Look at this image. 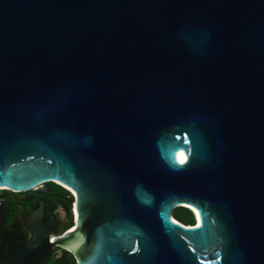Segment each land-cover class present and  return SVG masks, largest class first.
I'll return each instance as SVG.
<instances>
[{
  "label": "water",
  "instance_id": "95a60500",
  "mask_svg": "<svg viewBox=\"0 0 264 264\" xmlns=\"http://www.w3.org/2000/svg\"><path fill=\"white\" fill-rule=\"evenodd\" d=\"M47 184L33 264H264V0H0V190Z\"/></svg>",
  "mask_w": 264,
  "mask_h": 264
},
{
  "label": "flooded vegetation",
  "instance_id": "af4514ba",
  "mask_svg": "<svg viewBox=\"0 0 264 264\" xmlns=\"http://www.w3.org/2000/svg\"><path fill=\"white\" fill-rule=\"evenodd\" d=\"M70 191L56 185L25 194L0 190V264H33L39 251L23 259L24 249L42 233L49 242L64 235L75 223ZM74 205V206H72ZM41 264H77L72 254L53 246Z\"/></svg>",
  "mask_w": 264,
  "mask_h": 264
},
{
  "label": "trees",
  "instance_id": "16d2710c",
  "mask_svg": "<svg viewBox=\"0 0 264 264\" xmlns=\"http://www.w3.org/2000/svg\"><path fill=\"white\" fill-rule=\"evenodd\" d=\"M53 185V184H49ZM174 219L181 224H183L185 227L194 226L195 219L191 211L188 209L180 208L174 211L173 213Z\"/></svg>",
  "mask_w": 264,
  "mask_h": 264
},
{
  "label": "bare ground",
  "instance_id": "6f19581e",
  "mask_svg": "<svg viewBox=\"0 0 264 264\" xmlns=\"http://www.w3.org/2000/svg\"><path fill=\"white\" fill-rule=\"evenodd\" d=\"M179 158H181V156H178Z\"/></svg>",
  "mask_w": 264,
  "mask_h": 264
},
{
  "label": "clouds",
  "instance_id": "9594fccd",
  "mask_svg": "<svg viewBox=\"0 0 264 264\" xmlns=\"http://www.w3.org/2000/svg\"><path fill=\"white\" fill-rule=\"evenodd\" d=\"M194 216V215H193Z\"/></svg>",
  "mask_w": 264,
  "mask_h": 264
}]
</instances>
